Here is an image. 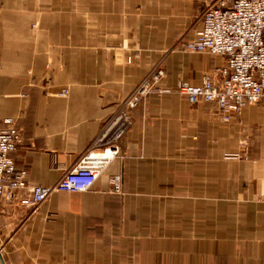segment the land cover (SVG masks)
Wrapping results in <instances>:
<instances>
[{"label":"crops","instance_id":"1","mask_svg":"<svg viewBox=\"0 0 264 264\" xmlns=\"http://www.w3.org/2000/svg\"><path fill=\"white\" fill-rule=\"evenodd\" d=\"M212 1L0 0V130L21 129L31 183L103 154V127L162 58L171 90L133 110L90 190L0 209L5 264H264V102L225 121L178 92L226 61L176 48Z\"/></svg>","mask_w":264,"mask_h":264},{"label":"built area","instance_id":"2","mask_svg":"<svg viewBox=\"0 0 264 264\" xmlns=\"http://www.w3.org/2000/svg\"><path fill=\"white\" fill-rule=\"evenodd\" d=\"M201 20L202 28L194 39L186 40L184 50L224 56L226 61L206 73L201 84L183 83L178 92L192 104L218 103L223 119L230 121L247 105L264 102V0H215L204 9ZM161 75L163 71L155 68L118 106L93 145V148L104 146L103 154L86 152L51 186L31 183L27 170L17 168L12 153L23 141L22 131L14 118L6 119V127L0 130V209L15 201L37 209L55 192L90 190L105 167L104 156L118 152L116 142L133 124L132 112L143 101V94L151 89L149 83L159 80ZM153 90L171 91L159 86ZM114 185L117 190L120 188L118 179Z\"/></svg>","mask_w":264,"mask_h":264},{"label":"rangeland","instance_id":"3","mask_svg":"<svg viewBox=\"0 0 264 264\" xmlns=\"http://www.w3.org/2000/svg\"><path fill=\"white\" fill-rule=\"evenodd\" d=\"M213 2V1H212ZM211 2V3H212ZM210 4V3H209ZM33 26V28L34 29H36L37 27H38V24L37 23H35V24H33L32 25ZM186 40H189L188 38H186V36L185 35H181V37H180V39H179V41H178V43L176 44V48H179V49H183L184 50V48H183V46H184V43L186 42ZM185 51V50H184ZM127 61H128V63H131L132 61H133V59H134V57L133 56H128L127 58ZM165 65H166V63H165V59L164 58H162L160 61H158L154 66H153V68L147 73V75H145V77L141 80V82L139 83V85H141L145 80H146V78H148L153 72H154V69L155 68H157V69H160V70H162L163 71V75H161V77L159 78V80H154V79H152L151 80V78H149L151 81H155L154 83L153 82H151V83H149V87H151V89L149 88V90H148V92H145L144 94H143V100L146 98V97H148L149 95H151V94H157V93H167V92H159V91H156V90H153L154 88H156V87H161L160 85H159V82L164 78V77H166L167 76V71H166V68H165ZM208 73H210V72H208ZM156 82H157V84H156ZM139 85L137 86V87H139ZM192 85H194V84H192ZM136 87V88H137ZM136 88L135 89H133V90H131V91H129L125 96H124V99H123V101L121 102V104L136 90ZM161 88H163V87H161ZM158 89V88H157ZM151 90V91H150ZM69 92H70V90H69V88H64V89H62L60 92H59V94L60 95H64V96H66V95H68L69 94ZM141 105V104H140ZM139 105V106H140ZM138 106V107H139ZM137 107V108H138ZM104 128V127H103ZM244 142V141H243ZM243 142H242V144H243ZM227 155H238L239 156V153H228ZM226 155V156H227ZM238 156H233V157H238ZM227 157H229V156H227ZM0 249H1V247H0ZM1 253H2V249H1ZM2 255H3V253H2ZM4 258V257H3Z\"/></svg>","mask_w":264,"mask_h":264},{"label":"water","instance_id":"4","mask_svg":"<svg viewBox=\"0 0 264 264\" xmlns=\"http://www.w3.org/2000/svg\"><path fill=\"white\" fill-rule=\"evenodd\" d=\"M0 262L1 264H5V261H4V258H3V255L1 253V249H0Z\"/></svg>","mask_w":264,"mask_h":264}]
</instances>
